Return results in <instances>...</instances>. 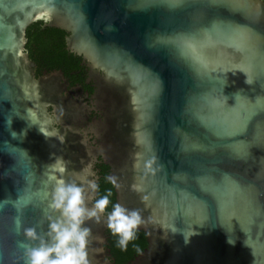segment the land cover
Here are the masks:
<instances>
[{
	"label": "water",
	"instance_id": "obj_1",
	"mask_svg": "<svg viewBox=\"0 0 264 264\" xmlns=\"http://www.w3.org/2000/svg\"><path fill=\"white\" fill-rule=\"evenodd\" d=\"M38 20L89 63L93 108L61 71L36 76ZM57 156L77 182L101 158L141 210L148 244L124 264H264V0H0V264L40 243L24 228L47 236ZM85 223L93 264H113L107 214Z\"/></svg>",
	"mask_w": 264,
	"mask_h": 264
},
{
	"label": "clouds",
	"instance_id": "obj_2",
	"mask_svg": "<svg viewBox=\"0 0 264 264\" xmlns=\"http://www.w3.org/2000/svg\"><path fill=\"white\" fill-rule=\"evenodd\" d=\"M7 124L11 120H6ZM43 131V130H42ZM46 135H60L59 130L52 132L43 131ZM27 134V129L23 130ZM15 136L17 133L12 132ZM63 140V135H60ZM156 157L145 161L146 172H155ZM48 178L55 183L51 190L49 207L56 215L50 214L47 236H41L35 226L24 228L27 237L39 239L40 243L35 246H26L25 264H93L90 259L89 243L92 229L85 222L91 218L97 221L102 219V214H107V227L113 235L117 236V246L126 250L129 242L137 238L140 226L144 223L142 212L138 208H129L126 205L111 198V189L94 199L89 207V187L96 191L100 184L96 179L89 178L92 175V167L88 165L83 170L81 182L69 180L67 162L62 156H57L54 161L47 165ZM107 180L116 188L120 187L115 174H110ZM86 181V182H85ZM134 188L143 191L142 185L134 184ZM149 194L145 193L142 199L147 200ZM111 205V208L109 206ZM20 225L19 218L16 219ZM231 242H234L229 238ZM102 250V249H101Z\"/></svg>",
	"mask_w": 264,
	"mask_h": 264
},
{
	"label": "trees",
	"instance_id": "obj_3",
	"mask_svg": "<svg viewBox=\"0 0 264 264\" xmlns=\"http://www.w3.org/2000/svg\"><path fill=\"white\" fill-rule=\"evenodd\" d=\"M66 32L60 28L52 26H44L42 20L33 22L27 28V43L26 49L33 61L44 64L49 68L63 67L64 62L68 58V50L66 49L65 36ZM73 56V54H70ZM99 179L100 188L98 189L97 197L101 194L107 193L111 189V198L116 202V191L114 185L107 180L108 172L102 170ZM111 208V205L109 206ZM107 244L106 247L110 249L112 257L115 258L117 264H123L131 260L136 254L143 250L148 242L144 231L138 230L137 238L129 242L126 250L117 246L118 237L113 235L110 229H107Z\"/></svg>",
	"mask_w": 264,
	"mask_h": 264
},
{
	"label": "flooded vegetation",
	"instance_id": "obj_4",
	"mask_svg": "<svg viewBox=\"0 0 264 264\" xmlns=\"http://www.w3.org/2000/svg\"><path fill=\"white\" fill-rule=\"evenodd\" d=\"M70 54H73V56ZM34 62L36 64L34 67L36 76H41L45 72L61 71L63 74L62 79L65 85V91L63 93L66 96H72L73 98L77 97V99L82 100L90 108L94 107L93 95L96 93V90L98 88V85L96 83L97 78L94 75H92V71L89 63L82 56L76 55L75 53H72L71 51L68 50V58L64 62V68L63 67L49 68L44 64L45 62L42 63H38L36 61ZM88 112H89L88 115L89 120H93L94 118H98L102 115V112L99 109H90ZM94 138L95 136H93V139ZM96 170L100 179L102 175L101 174L102 170L107 171L109 175L110 167L109 165L105 164L101 160V158H99V161L96 163ZM110 259L111 261H113V264H117L115 262V258L112 257V254L110 256Z\"/></svg>",
	"mask_w": 264,
	"mask_h": 264
},
{
	"label": "snow or ice",
	"instance_id": "obj_5",
	"mask_svg": "<svg viewBox=\"0 0 264 264\" xmlns=\"http://www.w3.org/2000/svg\"><path fill=\"white\" fill-rule=\"evenodd\" d=\"M173 3H179L180 0H172Z\"/></svg>",
	"mask_w": 264,
	"mask_h": 264
}]
</instances>
